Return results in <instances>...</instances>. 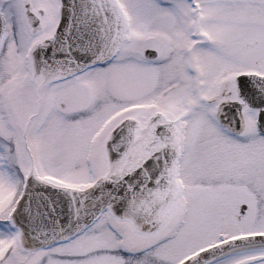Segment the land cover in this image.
I'll return each instance as SVG.
<instances>
[{"label": "snow or ice", "instance_id": "obj_1", "mask_svg": "<svg viewBox=\"0 0 264 264\" xmlns=\"http://www.w3.org/2000/svg\"><path fill=\"white\" fill-rule=\"evenodd\" d=\"M0 264H264V0H0Z\"/></svg>", "mask_w": 264, "mask_h": 264}]
</instances>
